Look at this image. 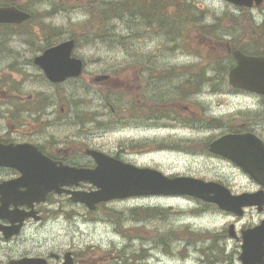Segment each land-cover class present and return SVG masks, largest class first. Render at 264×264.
<instances>
[{
	"label": "flooded vegetation",
	"instance_id": "obj_1",
	"mask_svg": "<svg viewBox=\"0 0 264 264\" xmlns=\"http://www.w3.org/2000/svg\"><path fill=\"white\" fill-rule=\"evenodd\" d=\"M26 1L2 0L0 7L13 6L32 15ZM122 1L128 5L123 13L125 18L128 17L126 24L133 25V21L139 18L142 21L140 25L145 27V37L155 34L157 19L161 28L164 25L159 19L163 16L162 0H46V5L49 8L47 12L52 14L83 8L84 14L95 16L98 26L112 30L120 26V23H116L120 18L115 14L118 9L116 6L122 4ZM183 17V21L193 22L185 24H195L194 14L190 11ZM9 26L18 28L22 24ZM148 32L150 34L147 35ZM125 39H130L128 34ZM153 40L155 38L151 41ZM157 49L152 56L143 57L139 66L130 68L135 74L134 78L121 77L113 67L100 68L89 78L92 89L96 91L97 102L91 122H83V105L74 104L68 97L63 99L59 93L53 95L61 101L60 104L51 95L21 93L18 87L0 88V264H82L77 249L55 250L51 247L49 230L52 224L58 222L77 227L78 221H82L83 217L74 208H82L83 205L73 203L66 191L91 188L82 182L71 187L60 186L57 188L60 193L47 192L40 200L33 199V189L36 181L38 186L43 182H50L46 176L48 166L56 169L62 166L94 168V161L85 153L89 149L84 145L85 138L124 134L120 143L122 145L114 152L107 154L100 148L90 150L102 152L126 163H130L127 158L136 157L141 151L147 154L143 147L151 141L154 145L150 149L151 153L167 152L185 156L194 163H207L205 171L191 173V177L195 179L218 184L235 195L260 192L264 196V96L242 87L233 88L228 81H224L225 86L221 90L211 88V92L217 98L238 101L239 107L235 114L222 113L220 108L212 109L210 103L204 107L199 101L202 91L196 92L194 87L196 76L199 73V76L203 75L202 68L199 65L196 72L194 64L187 65L184 68L189 71H183L186 79L175 81L179 86H184L185 99H194L192 106L195 109L188 106L181 108L189 119L184 126L170 121L164 125L162 78H175L177 74H166L159 67L150 66L157 63L158 58L164 61ZM232 52L228 49L232 60L230 69L237 64ZM148 61L152 64L148 65ZM82 64L83 75L86 69L83 60ZM190 68L194 71H190ZM205 68L211 66L205 65ZM216 71V68H211L209 73L214 74L209 75L207 82L217 76ZM180 74L185 76L184 73H178ZM81 77L67 79L62 83L78 82ZM100 91H108V94L112 91L114 94L109 97ZM91 117L88 116V119ZM176 120L179 121V117L174 115L173 121L177 122ZM88 124L96 125L95 133L85 129ZM163 132L168 134L167 137ZM226 135L236 136L233 146L236 161L210 151L211 144ZM134 141L140 143L141 151L127 149ZM193 201L202 206H214ZM248 211H254L262 215V218L254 223L242 222ZM221 214L230 219L229 227L233 226L232 233L228 230L226 234H232L231 238L242 242L243 233L252 230L264 219V204L260 211L252 206L245 209L244 214L239 217L230 213Z\"/></svg>",
	"mask_w": 264,
	"mask_h": 264
},
{
	"label": "rangeland",
	"instance_id": "obj_2",
	"mask_svg": "<svg viewBox=\"0 0 264 264\" xmlns=\"http://www.w3.org/2000/svg\"><path fill=\"white\" fill-rule=\"evenodd\" d=\"M162 1L163 16L159 19L164 25L161 28L157 19L155 34L151 36L148 32L150 36L145 37V27L140 25L142 21L139 18L133 21V25L126 24L128 17L125 18L123 13L128 5L124 1L116 6L115 15L120 18L116 23H120V26L107 30L97 25L95 16L84 14L83 8L52 14L47 12L46 0H27L31 8L29 12L32 13L31 21L18 28L0 26V88L18 87L21 93L51 95L60 104L61 101L53 95L59 93L63 99L68 97L74 104L83 105V122H91L97 102L96 91L92 89L89 78L104 67L115 68L121 77L134 78L135 74L130 68L139 66L143 57L152 56L159 47L157 50L165 57L164 61L158 58L157 63L150 65L152 63L148 61V65L159 67L166 74L185 75L171 76L170 79L161 77L164 125L170 121L184 126L189 119L181 108L188 106L195 109L192 106L194 99H185L184 86H179L175 81L185 78V72L189 70L184 66L192 64L202 68L203 81L194 80V87L198 89L201 82L213 75L209 73L211 68L217 69V76L201 85L203 95L199 101L202 106L210 103L212 109L220 108L222 113L235 114L239 102L217 98L211 88L221 90L225 86L224 81L227 83L228 70L232 66L228 49H239L250 55L264 53V25L261 26L264 23V2L260 7L251 9L250 13H243L223 0ZM189 11L194 14V25L185 24H192V21H183V15ZM126 34L130 37L128 41L125 40ZM153 38L155 40L151 41ZM70 39L75 40L72 55L85 62V72L78 82L51 84L42 70L34 65L33 59L49 47ZM218 40L226 43L216 44ZM172 49L174 51H170ZM216 51V55L211 57ZM205 65L211 68H205ZM190 71L194 70L190 68ZM111 93L101 92L109 97L114 94ZM174 115L179 117V121H173ZM88 116L91 118L88 119ZM94 126L88 124L85 129L95 133ZM163 135L167 137L168 134L163 132ZM123 139L124 134H107L83 141L89 149L100 148L108 154L118 150ZM147 143L143 148L149 153L154 145L151 141ZM139 144L134 141L127 149L139 152L142 150ZM127 160L167 176H192V172L205 171L207 164L194 163L185 156L167 152L144 154L141 151L138 156ZM151 208L161 211L153 215L152 212L146 218L140 216L142 209ZM74 209L82 213L83 220L78 221L77 227L61 222L52 224L49 230L50 245L55 250L77 249L82 264H240L242 243L226 234L230 219L219 210L205 208L192 200L132 198L114 201L94 212L84 206ZM131 210L139 214L135 215L136 219L130 215ZM164 211H168L169 215ZM260 218L262 215L248 211L242 222L254 223ZM162 237L169 238L168 248L158 242ZM133 250L141 252L140 256L143 257L140 261L136 258L131 261Z\"/></svg>",
	"mask_w": 264,
	"mask_h": 264
},
{
	"label": "water",
	"instance_id": "obj_3",
	"mask_svg": "<svg viewBox=\"0 0 264 264\" xmlns=\"http://www.w3.org/2000/svg\"><path fill=\"white\" fill-rule=\"evenodd\" d=\"M224 1L246 8L251 7L253 2L256 5L262 2V0ZM29 18V14L14 7L0 8V23L19 24ZM73 47L72 40L62 42L45 50L42 55L35 57L33 62L42 69L46 78L52 83H60L67 78H76L82 72V63L78 59L71 58ZM234 57L237 66L229 74L231 86L244 87L264 95V58L247 57L238 51L234 53ZM232 144H235L234 137H224L212 144L211 151L227 155V149L220 150V147ZM87 154L96 162L94 169L78 170L68 167L56 169L54 166H48L46 176L50 182H43L38 186L36 181L33 199H42L46 192L56 190L60 185H75L82 181L92 185L95 190L69 193L73 202L82 203L89 210H95L97 204L100 203L147 196H189L212 202L219 209L237 215H242L243 207L264 204L260 193L236 196L215 184L188 177L168 178L156 170L123 164L98 152L87 151ZM231 154H235V151L232 150ZM55 179L58 180L55 181ZM232 230L233 227H230L229 232L231 233ZM241 249L239 257L241 264H264V220L260 226L243 234Z\"/></svg>",
	"mask_w": 264,
	"mask_h": 264
},
{
	"label": "trees",
	"instance_id": "obj_4",
	"mask_svg": "<svg viewBox=\"0 0 264 264\" xmlns=\"http://www.w3.org/2000/svg\"><path fill=\"white\" fill-rule=\"evenodd\" d=\"M157 211H161L160 209H142V214H140V216L141 215H143L145 218L146 217H148L152 212V215L153 214H156L157 213ZM131 212V214L130 215H132L133 217H135V218H133V219H136V216L137 215H139L137 212H135V211H133V210H131L130 211ZM164 212H166L168 215H169V212L168 211H164ZM164 212H162V214H164ZM136 215V216H135ZM165 215V214H164ZM154 217V216H153ZM153 217H151V218H153ZM170 231H168L167 233H169ZM193 234H189V236H192ZM132 240V239H131ZM168 240H169V238H167V237H162V238H160L159 240H158V242L159 243H161V244H163V247H165V248H168V245H167V242H168ZM130 247H131V245H129ZM141 251H143V250H141ZM141 253V252H140ZM140 253H138V251L136 250V251H131V261H132V259L133 258H136V260H138V261H140L139 259H141L143 256H140ZM135 254H137V255H135Z\"/></svg>",
	"mask_w": 264,
	"mask_h": 264
}]
</instances>
